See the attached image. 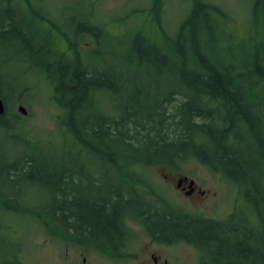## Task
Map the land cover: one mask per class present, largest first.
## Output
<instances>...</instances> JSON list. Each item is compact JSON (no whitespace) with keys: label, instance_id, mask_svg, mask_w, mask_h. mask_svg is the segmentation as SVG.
Listing matches in <instances>:
<instances>
[{"label":"trees","instance_id":"trees-1","mask_svg":"<svg viewBox=\"0 0 264 264\" xmlns=\"http://www.w3.org/2000/svg\"><path fill=\"white\" fill-rule=\"evenodd\" d=\"M195 2L176 32L141 17L122 47L112 40L103 49L111 33L93 11L75 30L49 9L36 11L33 0H0V44H17L27 62L42 60L33 65L52 87L64 137L58 162L23 131L0 80V178L16 183L14 193H0L2 207L110 260L133 257L130 223H138L160 244L191 245L198 264H264V31L261 42L248 46L242 38L219 49L201 32L202 19L221 29L224 41L238 35L218 7ZM254 6L257 17L264 0ZM22 10L36 23L17 20ZM89 36L98 48L87 46ZM105 92L113 103L107 109L99 98ZM9 139L24 149L8 156ZM191 162L234 187L231 213L180 209L150 182L153 168L185 174ZM30 183L46 188L44 204L26 198ZM18 256L7 264H22Z\"/></svg>","mask_w":264,"mask_h":264},{"label":"rangeland","instance_id":"rangeland-1","mask_svg":"<svg viewBox=\"0 0 264 264\" xmlns=\"http://www.w3.org/2000/svg\"><path fill=\"white\" fill-rule=\"evenodd\" d=\"M33 1L36 3V11L42 12L49 9L51 15L59 20L63 26L66 27L68 24L73 28L75 27V30L84 24L82 19L85 15H90L91 11L95 12L91 15L97 14L101 18V24L103 26L106 24L105 27L108 26L111 33L110 38L103 43L105 46L101 47L103 49L110 46L112 40L116 41L117 48L122 47L127 40L128 32L135 25V22L139 24L141 17L149 18L156 23L160 20L166 31L174 33L191 13L192 7L196 3V0ZM201 1L218 7V12H224L227 27L238 35V37L224 41L221 29L206 25V20L202 19L201 32H207V34L210 32L212 34L209 36L210 40L216 42L214 44L219 49L226 50L231 44L239 46L242 38H245V43H248V46L253 44L252 42L263 40L261 35L264 31V7L258 8V15L257 17L254 16V5L257 0ZM24 15L26 16L24 17ZM28 15L27 11L22 10L16 18L17 20L26 19L35 24L36 22L32 19L28 20ZM219 18H222V15ZM242 32L246 33L247 37L241 35ZM111 36L117 38L113 39ZM85 39L88 47L91 49L98 48L90 36ZM18 50L17 44L11 48L3 43L0 44V80L3 82L5 92L9 95V109L16 108L22 116L19 117V121L23 131L28 133L29 138L38 139L37 145H41L42 151L49 155L57 154L56 158L59 162L63 159L60 152L64 145V137L60 131L58 132L57 125V115L60 113L59 106L52 99V87L44 77L38 75V67L33 65V61L37 64L42 60L37 58L31 63L27 62L25 55L18 53ZM110 97L107 92L99 97L103 109H107L113 104L110 102ZM19 106H24L27 112L25 114L21 112ZM8 117L12 119L11 113ZM15 143L11 139L6 142L8 156L24 149ZM67 160L69 159L65 157L64 161ZM183 169L186 173L181 174L192 178L197 187L204 191L203 195L199 194L202 199L200 202H189L188 199L182 198L170 187L164 186V182H162L164 175L169 174L170 171L164 166L151 169L150 182L154 184L163 197L169 199L174 206H178L180 209L216 218H223L231 213L236 192L230 182L212 173L198 162L184 165ZM173 180L172 178L170 182L174 183ZM7 181L9 182L8 179ZM7 181L0 178V184L3 182L0 185V193L4 195H10L11 192L16 191V183L13 182L10 185L11 183L9 182V184ZM42 186L40 183L28 184L26 198L28 195L31 204H44L46 199H49L46 188ZM198 199L200 200V198ZM20 200L23 202L22 198ZM130 226L133 232V237L129 243L130 251L139 253V256L135 257L134 255L128 259L115 261L66 244L63 240L52 238L29 214L17 213L11 208L2 207L0 204V264H7V260L13 258L17 253H19L18 259L22 261V264H157L149 256L151 254L159 256L162 263L164 259H168L171 264H195L197 261V251L193 247L184 243L172 247H161L151 242L149 236L143 232L140 226L135 223H130ZM78 237L85 239L84 236Z\"/></svg>","mask_w":264,"mask_h":264},{"label":"flooded vegetation","instance_id":"flooded-vegetation-1","mask_svg":"<svg viewBox=\"0 0 264 264\" xmlns=\"http://www.w3.org/2000/svg\"><path fill=\"white\" fill-rule=\"evenodd\" d=\"M169 170H170L169 174H165L164 175L165 180L163 179V181H162V182H164V186L170 187L175 192H177V194L182 196V198L184 197L185 199H188L189 202L190 201L192 203L193 202H200L202 200L201 196L199 194L203 195L204 191H201L197 187L195 181H193L192 178H190L187 175L180 174L179 171L171 170V169H169ZM172 178L174 179L173 180L174 183L170 182V180H172ZM198 198H200V200ZM168 201H170V200L168 199ZM171 204L174 205L173 203H171ZM135 224H137L138 226L141 227L140 224H138V223H135ZM143 232H144V229H143ZM149 238H150L149 240L151 242H154V244L158 243L157 241H155L151 237H149ZM184 244L192 247L191 245H189L187 243H184ZM157 245H160L161 247H172L176 244L172 243L170 245H165V244L158 243ZM127 248L130 250V247L128 245H127ZM130 252L131 251H129L128 253H130ZM131 253H132L133 257H134V255H135V257L139 256V253H135V252H131ZM149 256H151V258H153L154 262L157 264H171L168 259H164V262L162 263L159 256H155L154 254H151ZM195 264H198V261H196Z\"/></svg>","mask_w":264,"mask_h":264},{"label":"water","instance_id":"water-1","mask_svg":"<svg viewBox=\"0 0 264 264\" xmlns=\"http://www.w3.org/2000/svg\"><path fill=\"white\" fill-rule=\"evenodd\" d=\"M5 109H6L5 102L3 98L0 96V115L4 114ZM19 110L24 114L27 112L24 106H19Z\"/></svg>","mask_w":264,"mask_h":264}]
</instances>
